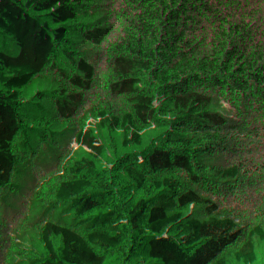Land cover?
Masks as SVG:
<instances>
[{"label":"trees","instance_id":"trees-1","mask_svg":"<svg viewBox=\"0 0 264 264\" xmlns=\"http://www.w3.org/2000/svg\"><path fill=\"white\" fill-rule=\"evenodd\" d=\"M29 21L97 40L0 68V264L264 259V0H0V50Z\"/></svg>","mask_w":264,"mask_h":264},{"label":"rangeland","instance_id":"rangeland-1","mask_svg":"<svg viewBox=\"0 0 264 264\" xmlns=\"http://www.w3.org/2000/svg\"><path fill=\"white\" fill-rule=\"evenodd\" d=\"M25 35L16 42L15 44L0 50V68H5L10 65H15L26 61L29 65H32L35 60L39 58L46 57L47 55L58 56L62 54L70 55L73 52H76L77 49L81 46L82 41H86L88 45H94L97 38L90 37L85 40L80 41L78 44H68L64 37L57 33L55 28H48V29H39L41 27L40 21L39 22H32L29 21L25 25ZM96 39V40H95ZM91 43V44H90ZM68 49L71 51L70 53L65 51ZM65 52V53H64ZM87 52H95L93 49H88ZM81 56V55H80ZM88 61H91L86 56H83V60H79L80 70L84 69V66H87ZM78 62V61H76ZM93 69V68H91ZM246 73L248 74L252 68L246 66ZM79 70V71H80ZM78 71V72H79ZM90 73V71H89ZM90 75V74H89ZM85 111H82V113ZM86 116L76 115V124L73 129L68 132L67 137L69 141H62L60 146L65 145L69 150V154L72 157V163L70 164L69 171L75 169V166H81L84 162L82 149L85 148V141L87 139L88 134L90 132L85 131L84 129V122ZM81 149V150H77ZM51 183L54 185H58L59 195L64 196L67 186L69 184L67 174L63 175L62 177H55L51 180ZM17 208V207H16ZM19 211V208H17ZM13 211V210H12ZM66 224L64 223H57L52 227H48V231L43 242L31 252H27L24 249H20L17 254H15V258L13 260L16 261L17 264H35L36 260L40 256V251L47 248V255L53 254L55 252V237L59 236L60 233L66 229ZM72 231V230H71ZM9 237V234H8ZM188 240H191L190 235L185 236ZM10 238V237H9ZM11 239V238H10ZM12 240V239H11ZM43 247V248H42ZM235 249L231 252H234ZM264 253V252H262ZM255 258L251 261V264H264L263 256L258 255L257 253L254 254ZM260 257V258H259ZM244 264H247V261H250L249 257H244Z\"/></svg>","mask_w":264,"mask_h":264}]
</instances>
